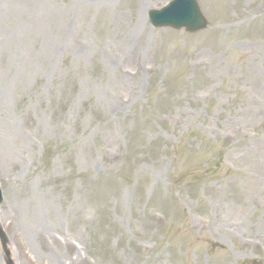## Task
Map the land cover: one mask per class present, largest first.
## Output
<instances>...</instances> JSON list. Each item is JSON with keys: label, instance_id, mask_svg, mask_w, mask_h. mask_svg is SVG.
<instances>
[{"label": "rangeland", "instance_id": "obj_1", "mask_svg": "<svg viewBox=\"0 0 264 264\" xmlns=\"http://www.w3.org/2000/svg\"><path fill=\"white\" fill-rule=\"evenodd\" d=\"M135 1L0 0V264H264V0Z\"/></svg>", "mask_w": 264, "mask_h": 264}, {"label": "water", "instance_id": "obj_2", "mask_svg": "<svg viewBox=\"0 0 264 264\" xmlns=\"http://www.w3.org/2000/svg\"><path fill=\"white\" fill-rule=\"evenodd\" d=\"M149 17L155 26L185 27L189 31L201 29L206 25L194 0H173L160 11H149ZM1 201L0 190V203Z\"/></svg>", "mask_w": 264, "mask_h": 264}, {"label": "bare ground", "instance_id": "obj_3", "mask_svg": "<svg viewBox=\"0 0 264 264\" xmlns=\"http://www.w3.org/2000/svg\"><path fill=\"white\" fill-rule=\"evenodd\" d=\"M150 4V0H136L134 3V10L137 12V18L135 21V25L132 27L131 29V33L135 30L134 28H137L139 26V22H140V13H142L144 11L145 8H147ZM123 38H129L130 36L123 34L122 36ZM223 39V38H220ZM75 258H79V253L75 252Z\"/></svg>", "mask_w": 264, "mask_h": 264}]
</instances>
